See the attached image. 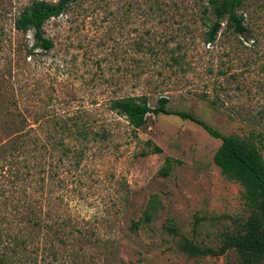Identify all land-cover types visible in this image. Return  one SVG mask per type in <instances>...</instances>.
Wrapping results in <instances>:
<instances>
[{
	"label": "rangeland",
	"instance_id": "obj_1",
	"mask_svg": "<svg viewBox=\"0 0 264 264\" xmlns=\"http://www.w3.org/2000/svg\"><path fill=\"white\" fill-rule=\"evenodd\" d=\"M30 1L0 0L2 118L5 91L38 133L66 123L98 136L71 142L82 157L65 160L59 174L51 144H26L7 158L0 144V256L25 234L29 207L42 229L19 264H234L233 254L189 258L164 229L171 220L180 235L215 248L247 218L241 186L213 163L221 141L174 115L150 114L133 129L109 104L145 95L153 108L166 97L168 110L222 135L256 129L264 158V0H244L239 10L251 37L221 33L212 44L206 0H78L45 23L53 48L28 55L32 32H17L14 19ZM148 142L161 151L150 153ZM167 158L173 167L162 177ZM16 174L24 180L9 179ZM152 195L153 221L131 231Z\"/></svg>",
	"mask_w": 264,
	"mask_h": 264
},
{
	"label": "trees",
	"instance_id": "obj_2",
	"mask_svg": "<svg viewBox=\"0 0 264 264\" xmlns=\"http://www.w3.org/2000/svg\"><path fill=\"white\" fill-rule=\"evenodd\" d=\"M77 1L57 0L48 2L45 0H31L28 5L19 11L14 19L15 30L24 35L32 32L33 43L29 48L26 46L28 55H32L35 51L47 53L53 48L52 40L45 36V23L51 18H57L65 13L68 7ZM243 1L206 0L207 7L211 9L215 19L211 22L206 33L205 43H215L221 33H228L234 37H251L250 31L244 24L243 14L239 13ZM171 53V59L178 63L174 52L171 51ZM3 96L4 119L0 114L2 119L0 122L4 124L5 131H0V135L5 134L7 141L4 143V140L0 137V144H6L4 145V157L6 158L15 154L21 156L28 149V144H51L52 150L59 153L56 157L55 172L59 174V169H61L65 160L72 158L78 162L76 159L82 157L83 152L76 150L77 148L72 144L77 142L87 144L95 141L96 136H98V133L88 131L85 127L79 128L78 125L74 124L70 127L66 123L59 125L53 131L46 130L45 133H38L32 128H28L27 120L12 110L15 103L11 102L10 96L5 91ZM1 98L0 94V109H2ZM147 98L145 95L115 98L110 101L109 109L124 117L133 129H139L143 126L150 114L174 115L199 125L209 136L219 139L221 144L213 155V163L219 168L225 179L236 182L241 186V199L248 214L238 228L220 234L219 244L215 248L199 245L193 238L180 235L174 223L169 220L164 229L172 236H179L176 242L177 249L189 258L220 257L233 254L234 264H264V158L258 145L263 144L260 134L252 128L242 135H222L192 113L168 110L166 97L159 98L153 108L149 105ZM208 103L211 107H215L214 101L208 100ZM42 135H44L43 138L40 137ZM147 145L150 153L161 151L159 147L151 144V142H148ZM0 147L3 148V146ZM35 151L37 152L36 148ZM172 167L173 160L167 158L159 170V175L167 177L171 173ZM30 170L28 169V172ZM17 175H10L9 179L24 180L23 177ZM158 210L159 201L157 196L152 195L142 212L141 218L131 223L130 230L137 231L142 224H150ZM21 224L25 226V234L15 239L13 246L10 248L4 247V256H0V264H19L20 261L22 262L21 257L24 256L27 247L29 245L33 248L36 246V232L42 229V224L29 207H26L25 212L22 213ZM34 254L36 253L31 252V255ZM31 259L24 264H37L35 258Z\"/></svg>",
	"mask_w": 264,
	"mask_h": 264
}]
</instances>
